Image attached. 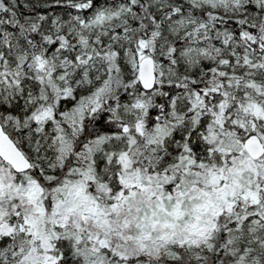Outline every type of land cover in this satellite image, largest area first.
Wrapping results in <instances>:
<instances>
[{"label": "snow or ice", "instance_id": "1", "mask_svg": "<svg viewBox=\"0 0 264 264\" xmlns=\"http://www.w3.org/2000/svg\"><path fill=\"white\" fill-rule=\"evenodd\" d=\"M0 264H264V0H0Z\"/></svg>", "mask_w": 264, "mask_h": 264}]
</instances>
